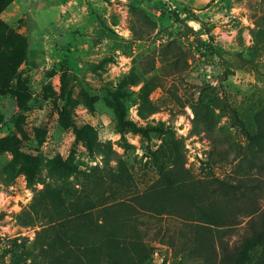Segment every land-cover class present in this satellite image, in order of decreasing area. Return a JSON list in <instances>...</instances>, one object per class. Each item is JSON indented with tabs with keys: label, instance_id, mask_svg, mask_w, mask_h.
I'll return each instance as SVG.
<instances>
[{
	"label": "rangeland",
	"instance_id": "374dc122",
	"mask_svg": "<svg viewBox=\"0 0 264 264\" xmlns=\"http://www.w3.org/2000/svg\"><path fill=\"white\" fill-rule=\"evenodd\" d=\"M1 18L26 37L31 97L10 116L0 88V264H223L219 237L249 217L228 235L198 209L226 208L213 177L264 180L245 131L264 121V0H39Z\"/></svg>",
	"mask_w": 264,
	"mask_h": 264
},
{
	"label": "trees",
	"instance_id": "16d2710c",
	"mask_svg": "<svg viewBox=\"0 0 264 264\" xmlns=\"http://www.w3.org/2000/svg\"><path fill=\"white\" fill-rule=\"evenodd\" d=\"M13 0H0V88L11 94V99L19 110L24 111L30 102V94L25 93L18 78V69L26 59V37L10 30L6 21L1 18V12ZM73 80L79 82L87 91L88 83L78 75ZM17 78V81H15ZM71 80L64 86V93H68ZM90 93V92H89ZM264 113V107H263ZM12 116L14 113H9ZM257 118V117H256ZM256 120V119H255ZM249 144L264 154V121L259 117L256 127L245 129ZM15 158L20 160L21 167L29 169L28 163L33 156H28L16 150ZM255 182H230L223 178L213 177L218 195L225 202L226 208L216 206H199L198 213L201 220L211 225L223 226L224 234H233L242 216L249 217L240 232L239 238L231 242L225 236L219 237L223 264H258L264 262V209L260 202L264 198V180L255 178Z\"/></svg>",
	"mask_w": 264,
	"mask_h": 264
},
{
	"label": "crops",
	"instance_id": "0c3cea01",
	"mask_svg": "<svg viewBox=\"0 0 264 264\" xmlns=\"http://www.w3.org/2000/svg\"><path fill=\"white\" fill-rule=\"evenodd\" d=\"M39 0H13L12 2L17 3V4H27V3H31V2H36ZM40 1H46V0H40ZM41 2L36 3L37 6L40 5ZM15 5V4H14ZM9 106H12V113L16 114L19 110V108L17 107V105L14 103V101L12 99L7 100V112L9 110Z\"/></svg>",
	"mask_w": 264,
	"mask_h": 264
}]
</instances>
